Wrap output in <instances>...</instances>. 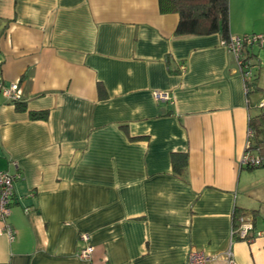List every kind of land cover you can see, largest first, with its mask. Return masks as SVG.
Returning a JSON list of instances; mask_svg holds the SVG:
<instances>
[{
    "label": "crops",
    "instance_id": "obj_1",
    "mask_svg": "<svg viewBox=\"0 0 264 264\" xmlns=\"http://www.w3.org/2000/svg\"><path fill=\"white\" fill-rule=\"evenodd\" d=\"M177 23L159 0H0V170L21 174L0 264H187L192 250L224 264L229 247L264 264V235H231L235 206L264 229V167L240 163L255 114L241 70L219 34L176 36ZM229 30L264 35V0H229ZM251 50L264 91V43ZM12 82L46 120L2 94Z\"/></svg>",
    "mask_w": 264,
    "mask_h": 264
},
{
    "label": "trees",
    "instance_id": "obj_2",
    "mask_svg": "<svg viewBox=\"0 0 264 264\" xmlns=\"http://www.w3.org/2000/svg\"><path fill=\"white\" fill-rule=\"evenodd\" d=\"M159 10L162 13H176L178 15V23L175 28L176 36H203L210 34H219L220 38L228 42L231 38L229 30V0H159ZM252 44L243 45L239 66L241 74L248 70L250 76L248 79L244 76L245 96L250 107H257L259 112L249 115L247 124L251 135L248 139L250 152L255 153L260 158L259 164L242 165L247 170L264 167V105L260 106L264 100V91L260 87L259 65L253 61L254 53L251 50ZM168 55L165 62L168 63ZM246 68H243V67ZM179 71L182 69H178ZM170 72H172L170 70ZM253 95H258L254 105L251 100ZM15 108L19 111H27L28 116L32 120H46L48 118V110H30L26 108V104L19 99L12 101ZM251 104V105H250ZM172 169L177 175H180L187 164V154L184 152H173L171 155ZM249 216L253 224L256 226L258 212L255 209H244L235 206L232 210V227L239 225V218ZM264 231V229H262ZM232 238H239L233 235Z\"/></svg>",
    "mask_w": 264,
    "mask_h": 264
},
{
    "label": "built area",
    "instance_id": "obj_3",
    "mask_svg": "<svg viewBox=\"0 0 264 264\" xmlns=\"http://www.w3.org/2000/svg\"><path fill=\"white\" fill-rule=\"evenodd\" d=\"M254 43H264V35H244L238 38L231 37L228 42L222 40V44L231 51L237 60L238 66H242L240 61V55L242 54L243 45H250ZM183 69V67H181ZM243 68H246L245 66ZM246 79L250 76V71L246 70L243 73ZM245 86V85H244ZM1 92L4 96L9 98L11 101L17 100L20 98V86L18 82H12L8 86H1ZM153 96L158 100L169 101L171 96L166 91H154ZM264 105V100L260 103V106ZM248 137L251 135V131L248 129ZM249 141H247L243 154L240 159L241 165L250 164H259L260 158L255 154H252L249 150ZM21 174L19 172H10L8 170H0V219L5 221V218L11 212V205L13 203V183L15 180L20 179ZM239 225L237 227H232L231 235H238L239 238L246 241H252L256 235H264V231L256 232V234H251L250 231L253 230V224L249 218L242 216L238 221ZM8 235L12 240L14 238V231L10 225L6 226L0 230ZM81 242L83 245L78 250V257L83 260H90L93 252V245L90 244V237L86 233H82ZM221 258L224 261V264H236L233 251L229 247L223 254ZM219 259V256L210 255L204 251L192 250L189 252L187 257V264H213L216 260Z\"/></svg>",
    "mask_w": 264,
    "mask_h": 264
},
{
    "label": "rangeland",
    "instance_id": "obj_4",
    "mask_svg": "<svg viewBox=\"0 0 264 264\" xmlns=\"http://www.w3.org/2000/svg\"><path fill=\"white\" fill-rule=\"evenodd\" d=\"M255 44H257V43H254V44H252V45H255ZM230 52H231V51H230ZM231 53H232V52H231ZM234 56H235V55H234ZM251 110H252L251 112H253V113H257V109H256V108L252 107ZM248 118H249V116H248ZM248 118H247V119H248ZM247 121H248V120H247ZM248 139H249V137H248ZM248 139H247V141H248ZM246 143H247V142H246ZM17 180H18V179H17ZM12 204H13V203H12ZM11 206H12V205H11ZM239 239H241V238H239ZM248 242H249V241H248ZM250 242H251V241H250ZM233 256H234V254H233ZM234 259H235V258H234ZM235 262H236V261H235Z\"/></svg>",
    "mask_w": 264,
    "mask_h": 264
}]
</instances>
